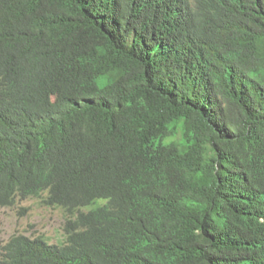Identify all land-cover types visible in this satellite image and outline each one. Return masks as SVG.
<instances>
[{"label": "trees", "instance_id": "obj_1", "mask_svg": "<svg viewBox=\"0 0 264 264\" xmlns=\"http://www.w3.org/2000/svg\"><path fill=\"white\" fill-rule=\"evenodd\" d=\"M31 197L65 239L0 264H264V0H0V206Z\"/></svg>", "mask_w": 264, "mask_h": 264}, {"label": "rangeland", "instance_id": "obj_2", "mask_svg": "<svg viewBox=\"0 0 264 264\" xmlns=\"http://www.w3.org/2000/svg\"><path fill=\"white\" fill-rule=\"evenodd\" d=\"M66 219L62 208L47 206L40 198L17 199L11 206H0V242L5 244L14 234L22 233L43 236L51 244L62 243Z\"/></svg>", "mask_w": 264, "mask_h": 264}]
</instances>
